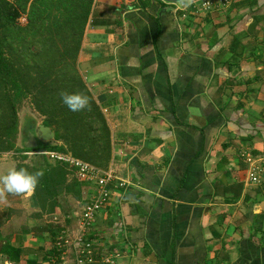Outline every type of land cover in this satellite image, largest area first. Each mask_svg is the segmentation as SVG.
<instances>
[{
    "label": "crops",
    "instance_id": "1",
    "mask_svg": "<svg viewBox=\"0 0 264 264\" xmlns=\"http://www.w3.org/2000/svg\"><path fill=\"white\" fill-rule=\"evenodd\" d=\"M193 5L183 15L177 3L165 2L152 9L154 18L140 0L93 2L77 67L106 109L109 167L126 183L111 184L88 231L95 250L89 264H264V178L248 182L240 154L251 148L264 162V134L242 141L234 125L208 115L241 103L249 116L264 117V0L228 6L229 14L216 24L211 10L201 9L198 0ZM250 12L258 19L253 24ZM233 35L239 55L232 50ZM200 49L211 60L207 70L194 73L192 57L179 67L183 55ZM165 67L175 83L172 101L163 96ZM182 69H191L189 83ZM240 113L233 117L244 127H264ZM202 139L204 151L194 157ZM84 181L85 198L93 185ZM23 196L25 207L0 210V264H75V247L57 248L58 229H37L49 215H36L35 196ZM75 212L63 218L72 227L61 225L70 237L78 230ZM49 234L51 241H42ZM5 238L21 248L17 259L2 251Z\"/></svg>",
    "mask_w": 264,
    "mask_h": 264
},
{
    "label": "trees",
    "instance_id": "2",
    "mask_svg": "<svg viewBox=\"0 0 264 264\" xmlns=\"http://www.w3.org/2000/svg\"><path fill=\"white\" fill-rule=\"evenodd\" d=\"M93 2L94 0H0V152L16 150L25 158L27 152L31 150L35 152L40 149H54L90 161L99 167L102 166L103 169L109 168L110 130L99 104L94 100L77 67V54ZM164 3L163 0H140L143 9L154 18L156 15L151 13L152 9ZM243 3L251 4L252 0L234 1L230 6L235 9ZM192 5L186 11H190ZM183 12L185 9H180V13ZM24 14L26 22L18 23V18ZM256 19L255 22L258 21ZM224 23L226 22L222 24ZM232 40V50L239 55L241 51L234 48L237 40L239 41L238 36L233 35ZM189 57H192L193 63L198 64L194 73L207 70L211 62L200 49L194 55L189 53L183 55L179 67L190 63L191 61L187 60ZM186 70L191 69H182L181 78L189 83L192 76L188 77ZM161 74L165 90L163 96L172 101L175 83L170 80L166 67ZM61 92L87 96L88 107L81 111H71L63 103ZM23 99H28L42 116V123L54 130V138L47 144L39 146L27 144L26 128L23 129V133H19L21 142L16 140L18 104ZM238 109H241L240 116L250 117L246 110H242L241 103H236V106H225L222 111L213 109L208 115H213L214 120L220 119H216L217 122L225 121L231 126L234 125L238 131L236 135L242 141L257 134L263 135L264 127L261 125L260 129H257V125L252 122L244 127L241 121L238 122L239 116L233 117L234 114L236 116ZM167 111L171 114L174 112L173 109ZM240 129H251L254 132L241 134ZM262 137L264 139V136ZM204 144L205 140L202 139V146L194 157L204 151ZM223 145L226 147L229 142ZM252 151L259 154L256 150ZM35 154L42 155L41 158H37L40 160L39 163L19 162L15 168H25L29 172L37 170L44 172L34 192L39 206L36 215L46 213L51 218L61 207L58 198L60 194L72 196L81 202V206L88 200V197H82V186L85 181L75 175L74 166L59 159H52L50 162V157L45 153ZM4 240L2 251L9 258L17 259L21 248L6 238Z\"/></svg>",
    "mask_w": 264,
    "mask_h": 264
},
{
    "label": "built area",
    "instance_id": "3",
    "mask_svg": "<svg viewBox=\"0 0 264 264\" xmlns=\"http://www.w3.org/2000/svg\"><path fill=\"white\" fill-rule=\"evenodd\" d=\"M234 1L236 0H198V3L201 9L208 11L216 8L225 9ZM182 14L184 15L185 13ZM35 152L45 153L52 159L68 162L69 165L74 166L75 175L79 179L92 183L93 190L88 200L82 204L78 213V230L70 237L68 227L62 226L57 232L54 244L59 249L65 248L68 244L73 245L76 254L75 264H89L93 262L95 260L94 246L92 239L88 236V231L93 226L97 212L109 199L111 184L116 180L120 186L126 182L117 177L110 167L103 169L90 161L72 156L70 153H64L54 149H40ZM240 154L246 163L245 179L250 183L261 181L264 178V162H262V157L254 154L251 148L247 147L242 148ZM52 264H56L54 259Z\"/></svg>",
    "mask_w": 264,
    "mask_h": 264
},
{
    "label": "rangeland",
    "instance_id": "4",
    "mask_svg": "<svg viewBox=\"0 0 264 264\" xmlns=\"http://www.w3.org/2000/svg\"><path fill=\"white\" fill-rule=\"evenodd\" d=\"M248 6V5H247ZM245 6V8L247 7ZM250 6V5H249ZM226 9H219V8H216V9H213L209 12L212 13V16L210 18V20L216 24L217 22L221 21L224 19V15L223 13L225 14H229L230 11H224ZM224 11V12H223ZM252 14H255V13H252L250 12L249 13V18H248V22L250 23H254L256 17L253 18V15ZM240 15V13L237 14V17ZM234 18V17H233ZM214 19V20H213ZM243 20V18L241 17V21L239 23H241ZM258 20V19H256ZM26 22V15H21L19 18H18V23L20 24H24ZM238 23V24H239ZM262 24H264V21L261 22ZM237 24V25H238ZM236 25V26H237ZM240 25H243L242 23ZM235 26V27H236ZM247 26L248 27H252V25H249V23H247ZM248 37V35H246ZM81 73V72H80ZM82 78L85 80L86 82V78L85 76L82 75ZM87 83V82H86ZM261 84V86L263 87L264 86V80H261L259 82ZM88 86V84H87ZM261 87V88H262ZM90 89V88H89ZM263 90V89H262ZM261 90V91H262ZM91 93H92V96L94 98V100L97 102V99L95 97V94L94 92L90 89ZM264 92V91H262ZM98 103V102H97ZM100 106V105H99ZM100 110L101 112L103 113L104 115V118L107 122V125L109 127V130H110V126L108 124V120H107V116H106V112H105V108H102V106H100ZM17 120H18V132H17V139L19 141V143L21 142L20 139V136L19 133H23V129L26 128L31 124V123H38V122H42V116L34 109V107L32 106V104L30 103V101L28 99H23L22 102H20L18 104V112H17ZM259 116H250V118L254 119V120H257V121H261L263 124H264V117H261L260 119L258 118ZM20 133V134H21ZM110 135H111V130H110ZM17 142V144H19ZM111 145H112V139H111ZM111 150H112V146H111ZM42 155L40 154H35V152L33 150L31 151H28L27 152V156L25 158H22L20 156V153L16 150H7V151H1L0 152V175H3V174H6L7 171L13 167H16L17 163L19 162H25V163H33V162H37L39 163L38 161L40 160H37V158H41ZM42 160V159H41ZM49 161L51 162L52 161V158L49 159ZM109 166V165H108ZM102 167V166H101ZM103 168V167H102ZM89 192V191H88ZM89 194V193H88ZM34 195V194H32ZM67 195H65L64 197L65 198H62L61 194L58 196L59 198V201L61 202V212L59 213H55V217L54 215L52 216V220L50 221L49 217L45 218V217H42L44 219H46L44 222H37L34 226L37 228V229H44L43 227H53V229L55 230L56 228H60L62 224H67L69 226H71L72 223H67L64 221V216H69V213L74 209V211H80V208H81V204H73L71 203V201L69 200V198H66ZM90 194L87 196L89 197ZM86 197V196H85ZM27 197L23 196V195H20V196H16V195H8L7 196V199L6 201H0V210H10L11 207H9L10 205L14 206V207H25L24 205H22V202L25 203L26 205L28 204V199H25ZM4 211V212H5ZM36 211H39V206L36 202ZM75 212V213H76ZM46 214V213H44ZM71 214V213H70ZM72 215V214H71ZM1 216H4V215H1ZM0 216V217H1ZM47 216V215H46ZM39 219V218H38ZM48 219V220H47ZM70 219V218H68ZM79 221V219H78ZM78 224V223H77ZM72 227V226H71ZM51 235H47L46 237L43 238L42 241H44L45 239L51 241ZM54 238V237H53ZM43 243V242H41Z\"/></svg>",
    "mask_w": 264,
    "mask_h": 264
},
{
    "label": "clouds",
    "instance_id": "5",
    "mask_svg": "<svg viewBox=\"0 0 264 264\" xmlns=\"http://www.w3.org/2000/svg\"><path fill=\"white\" fill-rule=\"evenodd\" d=\"M195 0H176L177 7L188 9ZM63 103L71 111H81L88 107V97L79 93H60ZM43 170L29 172L25 168L9 169L6 174L0 175V201H6L8 195H32L34 194L39 180L43 177Z\"/></svg>",
    "mask_w": 264,
    "mask_h": 264
},
{
    "label": "water",
    "instance_id": "6",
    "mask_svg": "<svg viewBox=\"0 0 264 264\" xmlns=\"http://www.w3.org/2000/svg\"><path fill=\"white\" fill-rule=\"evenodd\" d=\"M176 3V0H164ZM54 138V130L42 122L31 123L26 129V143L32 146L47 144Z\"/></svg>",
    "mask_w": 264,
    "mask_h": 264
}]
</instances>
